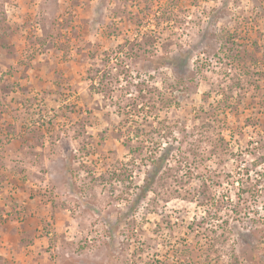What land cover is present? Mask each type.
<instances>
[{
  "label": "rangeland",
  "instance_id": "374dc122",
  "mask_svg": "<svg viewBox=\"0 0 264 264\" xmlns=\"http://www.w3.org/2000/svg\"><path fill=\"white\" fill-rule=\"evenodd\" d=\"M127 40L148 51L113 71ZM180 55L181 89L147 62ZM106 67L126 97L145 79L164 94L145 130L192 170L171 158L139 201L143 167L132 183L108 171L131 156L90 88ZM201 107L218 116L202 143ZM0 264H264V0H0Z\"/></svg>",
  "mask_w": 264,
  "mask_h": 264
},
{
  "label": "trees",
  "instance_id": "16d2710c",
  "mask_svg": "<svg viewBox=\"0 0 264 264\" xmlns=\"http://www.w3.org/2000/svg\"><path fill=\"white\" fill-rule=\"evenodd\" d=\"M143 21H138L137 25L142 29ZM137 31L136 37L140 38H153V30H147L142 32L141 30ZM236 36L232 33L227 32L226 43L230 46L236 45ZM243 40V39H241ZM144 43H139L137 41L130 42L127 40L124 44L118 45L116 49L112 50L109 55H106L104 58V63L114 64L113 71H117L119 64L121 63L122 56H129L133 57V47L136 46L138 51L147 52L143 46ZM130 46L128 50L130 53L125 49L126 47ZM182 55L178 57H162L156 59H149L147 60L150 67H154L153 69L156 70L158 67H162L163 65H168L169 67L174 69V73L176 75L175 84L178 86L179 89L185 88V84L191 81V78L188 76L187 72V65L186 61L182 59ZM187 69V70H186ZM92 70H90L91 72ZM90 72L88 74L90 75ZM94 75L89 76V81L91 82L90 88L96 91L97 93L104 94L106 101L109 102V106H112L115 109L116 115L120 117L118 121V128L116 129L117 132L123 137V145L128 150V154L131 156L130 160L126 163H120L116 166H113L109 169V174L115 179L119 177L126 176L127 179L132 183L134 177L133 174H130V167L138 166L144 168L145 173L142 179V184L137 186L138 194H136V201L140 199L146 198V195L151 192L152 187L155 185L157 178L159 177L160 173L165 170V168L170 169L169 161L171 158L174 159L175 163L178 164V167L186 168L185 174H189V171H192L189 167L190 164L188 160H184L181 155H173L172 154V146L170 144H163L160 140L163 139L165 136V131L162 128H153L150 131L145 130V126L150 125L151 118L154 119L157 117L154 114L156 108V104L153 103V97L155 91L158 94V99L160 102L164 103L166 97L162 92H159L155 87L148 85L147 80H140L141 82H137L136 85L140 86L138 90V94L131 98L132 95L126 97L128 94V87H123L120 85L121 78L120 74L118 73V77H115L111 68H107L106 70L100 71L95 69ZM125 77V76H124ZM151 76H148L150 79ZM106 80V82H105ZM117 85V86H113ZM126 84L127 81H126ZM130 86V84H128ZM144 86V89L141 87ZM156 94V95H157ZM148 97V98H147ZM138 100H143L141 104H138ZM167 108V107H166ZM212 108L211 104H208V109ZM158 110V109H157ZM202 114L206 116V120L208 123H202L200 125V134H199V142L202 143L203 140H207L206 137L203 135V131L211 129L210 124L214 125L218 123V116L213 115L215 114H208L209 110H205L204 108H200ZM215 111V110H214ZM161 125V122H157ZM161 130V131H160ZM153 136V137H152ZM158 139H156V138ZM161 137V138H159ZM174 137V136H173ZM173 139H176L175 137ZM134 142L135 145H129ZM210 145L213 144L212 141H209ZM217 142L219 145H222L227 151L230 144L228 141L225 140L224 137L218 135ZM250 143V142H249ZM256 145H263V141L258 140L255 142ZM205 149V148H204ZM204 149L200 150V153L203 154ZM194 156L198 155L197 150H191ZM215 154V153H214ZM183 165V166H182ZM200 177V176H199ZM203 183L210 182L209 179L205 177H200ZM136 186V185H135Z\"/></svg>",
  "mask_w": 264,
  "mask_h": 264
}]
</instances>
